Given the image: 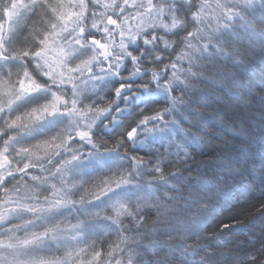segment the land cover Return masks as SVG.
<instances>
[{
  "label": "clouds",
  "instance_id": "clouds-1",
  "mask_svg": "<svg viewBox=\"0 0 264 264\" xmlns=\"http://www.w3.org/2000/svg\"><path fill=\"white\" fill-rule=\"evenodd\" d=\"M0 264H264V0H0Z\"/></svg>",
  "mask_w": 264,
  "mask_h": 264
}]
</instances>
